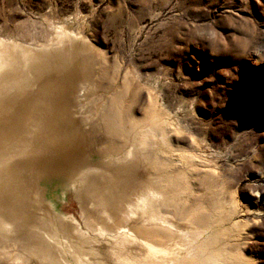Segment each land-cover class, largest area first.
<instances>
[{"label": "rangeland", "instance_id": "obj_1", "mask_svg": "<svg viewBox=\"0 0 264 264\" xmlns=\"http://www.w3.org/2000/svg\"><path fill=\"white\" fill-rule=\"evenodd\" d=\"M0 41L11 56L57 46L60 56L21 87L25 94L0 86L1 99L25 111L19 123L7 121L18 133L11 145L34 133L30 104L46 82L57 89L48 111L62 133L38 141L44 152H10L23 168V224L0 225V264H164L141 239L115 237L169 225L141 212L109 219L96 205L116 192L129 210L150 188L165 192L168 205L156 207L178 227H170L177 240L186 243L197 224L170 212L201 205L214 210L207 232L216 231L215 247L264 264V0H0ZM28 67L7 71L9 81L25 83ZM120 93L118 128L112 102ZM41 155L37 182L32 166ZM90 174L100 193H89Z\"/></svg>", "mask_w": 264, "mask_h": 264}, {"label": "bare ground", "instance_id": "obj_2", "mask_svg": "<svg viewBox=\"0 0 264 264\" xmlns=\"http://www.w3.org/2000/svg\"><path fill=\"white\" fill-rule=\"evenodd\" d=\"M9 46H10V44L8 45L6 42L0 41V86L6 87V88L10 87L13 92L19 94L18 96L22 95L23 93L25 94L27 91V89L21 90L22 89L21 87H24V86H28V87L31 86L32 87L31 83L32 82L34 83L35 81H31V80H37V81L40 80L45 69L50 67L52 65V63L58 62V58L60 57L58 54V50H56V49H58V46H57V48H54L55 50L52 49L51 52H50V50L47 52V50L33 51V49H31V50L26 49V50H23V53L20 55L21 57H16L14 55L11 56L10 55L11 53H9ZM21 60H23V64L21 63ZM18 65L20 67H22V65H23V68H24V65H25V67H26V65H29L28 68L29 69L31 68L30 71H33L32 77L29 79L27 78V80H25L26 82L23 83L22 85L21 84L20 85L14 84V82L12 83L11 81H9V78L11 76H8V74H11V73L7 72V71L15 70V68H17ZM53 65L51 67H53ZM57 65H58V63H57ZM22 71H23V69H22ZM19 77L22 78V75ZM23 77H24V75H23ZM16 82H17V80H16ZM39 83H37V84H39ZM45 84L47 85V82L44 83V85ZM46 85H45V88H42L40 90L41 92L39 94H35L36 92H34L35 98L33 99L32 104H30L32 107V112L34 113V114L32 113L33 117L30 114V118L32 119V120L31 119L30 120L32 122H34V125L32 124L34 126V127L33 126L32 127L35 129L34 133L32 132L33 133L32 135L27 136V138H25V139L23 138L19 142H17L14 139L15 142H17V143H15V145H11V143H14V142H13V140H11L10 135L14 136V135H17L18 133L16 134L15 128H14V130H13V128L12 129L10 128L7 121H10V118L12 117L11 124L19 123L17 121V118H22L23 114H25L24 113L25 111L23 112V110H21L22 113L21 112L19 114L15 113L16 111H15V108L13 107L15 105L12 102V100L6 101V100L0 98V130L2 131V129H5V131H7L6 133H3L4 135L0 133L1 134L0 135V220H1L0 225L2 226V224H7L11 229H15V230L18 229L17 222L21 221V220H18V218H17L18 215L16 214L17 213L16 212V205L19 204V200H17V199L19 198V193L22 192V189H20L21 188L20 184H22V183H20V181H19L20 179H19V177L17 178V176H20L22 174L23 168H22V165L14 162L10 159L11 158L10 152H12L14 150H18V149H19V151L31 150V151L37 152V153H39V151L44 152V151H42V149H39V147L37 146L38 141H40L42 139V137H45L48 135H49V137H52V135H55V134L58 136V133H59V136L62 134L59 129H58V131H56L55 123L53 121L54 117H53V115L51 116L52 112L48 111L51 108H56L54 105V99L55 98H47V97H49V96L54 97L57 94V89H55L56 87L54 88L51 86L52 88H50L49 87L50 85H48V86H46ZM8 90H10V89H8ZM35 90H36V88H35ZM22 91H24V92L22 93ZM122 96H123V94H121V93L118 94L114 98H119V99H116L115 101L112 102V108H114L116 111V114L113 117V124H116V126L118 128H120V126L123 125L122 123H123L124 118H125L124 114H122V111H123L122 108L124 106L123 105L124 103L122 104V101H123ZM24 98H26V97H24ZM20 100H22V99H20ZM23 100H25V99H23ZM48 104H50V105L47 107ZM9 108H10V110L14 109L13 112L12 111L9 112ZM17 109L18 108H16V110ZM4 112H6L7 114ZM35 125L38 128H36ZM116 126L114 125V127H116ZM22 136H24V134H22ZM59 136L56 138H58V140L62 139V136H60L61 138ZM19 137H21V135ZM13 138H17V136L13 137ZM130 153H132V152H130ZM41 158H42V155L39 157L38 160H36V162L34 161L35 165L32 166V168L34 170L39 172V174L33 176V180H35L37 182L39 181V177L42 176V174L44 175V169L41 170L42 167L37 169V165H36V164H39L40 166L43 165V164L41 165L39 162ZM28 159H29V157H27V160ZM89 173H91V172H89ZM98 174H95V175L98 176ZM101 176H102V173H101ZM103 176H104V174H103ZM111 177H114V176L111 175ZM86 182L88 183V186L90 188L89 193H92V192L100 193L98 191V189H99V187H101V185L94 184V182H92L91 174L88 176V178L86 177ZM107 186H109V185H107ZM107 186L105 185V187H107ZM39 188L40 187H38V189ZM109 189H111V188H109ZM94 190H96V191H94ZM9 195H11V197ZM165 195L166 194L164 191L163 192L161 190L159 191V189L156 191V189L150 188L148 191L144 192L140 198H138V201H137L134 208H129V210H121L120 205H121L122 200H121V198L117 197L116 192H113V193H111V195L109 197H105V196L98 197V200L96 201V205H97V207L101 208L102 212L105 213L109 219L115 220V219H117V216L119 215V213L123 212V213L127 214V216H123V219H122L123 221L125 220V222H126V221L130 220L132 215H137L138 212L139 213L141 212V213L147 215V219L150 221L151 224H153L154 222H159L161 224L160 225L161 227H163L162 225H167V226L169 225L167 228H156L154 226L151 228L150 227L146 228V227H142V226H140V227L133 226V231H134L133 233H130V232H123L122 233L121 232V233H117L116 237H115V239H117L119 241H123V242H127L130 239L131 240H133V239L135 240L136 238L141 239L146 244V246L150 252V255L162 254L165 257L163 259L164 264H247V263L243 262V260L241 259V256H236V254H237L236 252H235L236 254L231 253L227 247L217 248L213 245V243L217 240V238H219L216 234V231H211L209 233L207 232V225L212 223L211 221L215 220L214 216L212 214L214 211L213 209H212L213 211L211 213L210 211L207 212L206 210H203L205 207L203 208L201 205H199L197 210H194L193 208L187 207V205L184 206L182 204L181 205L182 207H178V209H175L172 212L169 211L173 215V217L176 219L186 220L188 223H196L197 224V225H195V226H197L196 227L197 229H195V231H193L191 234H189L187 232L188 234H186V238H187L186 243L184 241L181 242V241L177 240L176 239L177 235L178 234L182 235V234H180L178 229H176V231L175 230L172 231L170 229L171 226L172 227L175 226L174 223L171 222V218L166 216V215L161 214L160 213L161 208H160V210H158V208L156 207L157 201H160L161 199L167 198V197L165 198ZM14 197H16V198H14ZM168 202H169V200L166 199L164 204L168 205ZM19 214H21V213H19ZM217 214H218V211H217ZM120 215H122V214H120ZM21 216H23V215H21ZM21 224H23V222ZM160 226H158V227H160ZM175 227H177V226H175ZM210 227H211V225H210ZM208 228H209V226H208ZM3 229H4V227H3ZM11 229H9V230L11 231ZM107 229H108V227H107ZM109 230H110V228H109ZM21 232H23V231L21 230ZM206 232H207V234H206ZM184 233H186V232H184ZM23 234H25V233H23ZM183 235H185V234H183ZM31 240H33V239H31ZM172 244L175 245V248L178 247V245L180 244V246L181 245H182V247L184 246L183 247L184 249L181 247L178 248L177 251L174 250L175 248L171 249ZM227 246H229V245H227ZM43 248L37 244H35L34 246L30 244L28 247L29 251H32L35 253L41 252L42 254H45L43 256H46V253H45L46 251ZM148 261H151V259L149 258ZM87 264H89V262H87ZM133 264H135V263H133ZM136 264H145V263L138 261V263H136Z\"/></svg>", "mask_w": 264, "mask_h": 264}]
</instances>
